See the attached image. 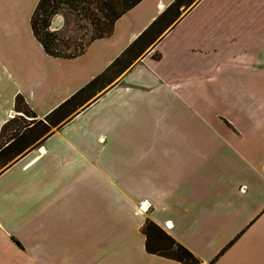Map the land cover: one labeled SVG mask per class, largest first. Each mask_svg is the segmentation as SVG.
<instances>
[{
    "label": "crops",
    "instance_id": "obj_1",
    "mask_svg": "<svg viewBox=\"0 0 264 264\" xmlns=\"http://www.w3.org/2000/svg\"><path fill=\"white\" fill-rule=\"evenodd\" d=\"M39 1L0 0V139L17 96L45 118L166 14L113 84L0 171V264H190L147 250L149 219L199 264H264V0L178 15L140 0L75 55L37 37Z\"/></svg>",
    "mask_w": 264,
    "mask_h": 264
},
{
    "label": "trees",
    "instance_id": "obj_2",
    "mask_svg": "<svg viewBox=\"0 0 264 264\" xmlns=\"http://www.w3.org/2000/svg\"><path fill=\"white\" fill-rule=\"evenodd\" d=\"M139 1L140 0H40L32 16V25L35 34L41 40L48 52L56 55H75L77 53L65 54L55 50L53 47V44L55 43L56 39L59 38V34L58 32L50 29L51 16L54 12L57 11V9L61 7L63 2L66 3L71 9L81 14L87 15L91 18V20L95 24V28L98 31L97 35L93 36L92 39H94L98 36L110 34L113 31V25L115 20ZM187 1L188 0H174L168 9L170 11V14H180V7L183 4H189ZM192 1L193 0H190L189 2ZM115 2H118V4ZM119 3L121 4L119 5ZM93 6H95L99 10V12L103 13L105 18H101L98 10H95ZM39 10L41 11L40 14L43 13V16L40 18V21L37 19V14L39 13ZM164 14H166V12H164L163 15H160L157 19H155L151 23V25L148 26L121 53V55H119L109 65V67L105 71L95 76L87 85L77 91L72 97L67 99L59 107L54 109L50 114H48L45 117L44 122L45 133L50 130L51 126H56L62 120L66 111L70 107L76 105V102L87 91L97 89L99 84L106 83V76L112 69L117 66H121L119 71L116 72L117 74H119L122 70L128 67L134 61V59H136L140 54H142L145 49L150 45V43L156 38L158 34V32L156 31L161 28ZM79 105L80 103L77 106ZM24 107L30 108V106L25 101V98L22 95L17 96V110L23 112ZM34 116L36 115L34 114ZM7 125L8 123L3 126L1 137L4 134ZM30 125L31 123L24 127L28 130V132H24L20 136H17V134L20 132L18 129H15V131H13L15 133L12 132L13 137H15V140H13V142L9 144H6L4 147H0V157L2 154L4 155V153H6L7 151L16 149L21 150L24 146H28L35 137H38L32 136L37 122L35 121L32 126ZM144 231L147 236L146 247L149 252L173 258L184 263H200V259L188 247L183 245L181 242L177 241L171 234H169L165 229H163L153 220L149 219L146 222L144 226Z\"/></svg>",
    "mask_w": 264,
    "mask_h": 264
},
{
    "label": "rangeland",
    "instance_id": "obj_3",
    "mask_svg": "<svg viewBox=\"0 0 264 264\" xmlns=\"http://www.w3.org/2000/svg\"><path fill=\"white\" fill-rule=\"evenodd\" d=\"M190 0H188V3ZM195 0L192 1V3ZM118 4V2H115ZM121 3H119L120 5ZM190 5V4H187ZM183 7V6H181ZM95 10H98L95 6H93ZM37 14V19L40 21V18L43 16V13ZM99 12V10H98ZM101 18H105L103 13L99 12ZM95 18V17H94ZM40 26V23H39ZM50 29L58 32L59 38L56 39L53 47L55 50L60 51L65 54H74L81 52L87 45V43L93 38V36L97 35L98 31L95 28V24L91 20V18L87 15L81 14L73 9H71L66 3H62L61 7L57 9L51 16ZM161 28L156 32H160ZM121 66H117L112 69L108 75L106 76V83L99 84L97 89L87 91L81 98L76 102V105L70 107L63 118L71 115L73 110H76L77 105L86 104L89 101L94 100L100 92H102L105 88L109 87L113 82H115V78L117 77V71ZM123 71V70H122ZM24 115L17 116L14 120L8 123L5 128V132L0 139V147L3 146L4 141L9 138L13 129H22L26 125L30 124V122L35 121V116L31 108L24 107L23 112ZM34 119V120H32ZM32 120V121H31ZM43 121V122H42ZM37 125L35 126V130L32 136H39L46 134L45 133V118L36 120ZM16 150H10L2 154L0 157V171L8 164L9 160L12 158Z\"/></svg>",
    "mask_w": 264,
    "mask_h": 264
},
{
    "label": "built area",
    "instance_id": "obj_4",
    "mask_svg": "<svg viewBox=\"0 0 264 264\" xmlns=\"http://www.w3.org/2000/svg\"><path fill=\"white\" fill-rule=\"evenodd\" d=\"M140 207H141V209H142L143 211H147V209H148V205H147V206H145V205H141ZM167 224H168L169 227H171V225L169 224V222H168Z\"/></svg>",
    "mask_w": 264,
    "mask_h": 264
}]
</instances>
